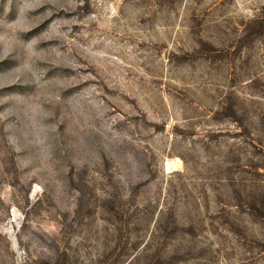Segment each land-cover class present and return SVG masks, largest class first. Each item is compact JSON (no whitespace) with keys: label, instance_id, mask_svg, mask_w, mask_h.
Here are the masks:
<instances>
[{"label":"rangeland","instance_id":"374dc122","mask_svg":"<svg viewBox=\"0 0 264 264\" xmlns=\"http://www.w3.org/2000/svg\"><path fill=\"white\" fill-rule=\"evenodd\" d=\"M0 264H264V0H0Z\"/></svg>","mask_w":264,"mask_h":264},{"label":"bare ground","instance_id":"6f19581e","mask_svg":"<svg viewBox=\"0 0 264 264\" xmlns=\"http://www.w3.org/2000/svg\"><path fill=\"white\" fill-rule=\"evenodd\" d=\"M8 232H9L10 236L12 237V239L14 240V245H15V243H16L15 240H16V239L14 238V236H13V234H12V231H8Z\"/></svg>","mask_w":264,"mask_h":264},{"label":"water","instance_id":"95a60500","mask_svg":"<svg viewBox=\"0 0 264 264\" xmlns=\"http://www.w3.org/2000/svg\"><path fill=\"white\" fill-rule=\"evenodd\" d=\"M15 236V235H14Z\"/></svg>","mask_w":264,"mask_h":264}]
</instances>
